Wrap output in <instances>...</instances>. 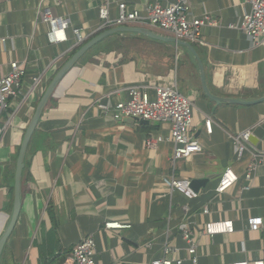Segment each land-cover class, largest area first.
Returning <instances> with one entry per match:
<instances>
[{
	"label": "crops",
	"instance_id": "obj_1",
	"mask_svg": "<svg viewBox=\"0 0 264 264\" xmlns=\"http://www.w3.org/2000/svg\"><path fill=\"white\" fill-rule=\"evenodd\" d=\"M155 0H0V77L16 61L26 69L22 104H12L0 119L10 126L0 139V239L14 207L17 159L35 109L59 70L79 48L75 29L89 40L101 24L99 9L110 3L143 9ZM163 4L180 0H160ZM193 17L205 14L218 26L202 28L201 56L210 91L221 98L254 101L264 97V44L254 46L238 27L250 6L244 0H188ZM68 22L65 40L51 43L41 11ZM234 25V28H229ZM163 35L149 25L138 26ZM92 36V37H91ZM115 36V35H114ZM128 50L95 54L79 62L61 81L31 140L23 175L18 224L1 264H61L83 238L93 236L97 264H152L164 258L167 244L188 261L180 235L189 227L199 241L198 264H236L262 259L264 249V102L217 104L202 91L198 65L184 48L143 35H131ZM88 40V41H89ZM169 49L174 58H169ZM148 76L177 83L194 101L193 136L202 151L173 167L171 142L148 149L149 136L169 137L170 123L115 121L98 103L127 102L128 89L147 85ZM34 78L40 82L35 86ZM33 91V93H32ZM152 99L155 92L148 90ZM32 93V94H31ZM212 121V133L206 122ZM251 132L250 148L238 160L234 137ZM257 163L251 180L247 166ZM237 181L224 193L216 189L228 170ZM189 179L194 200L171 192L165 180ZM195 181H205L196 183ZM189 209L186 215L184 208ZM207 207L209 214H204ZM262 219L257 231L252 219ZM231 221L233 233L202 235L209 222ZM106 223L126 228L107 230Z\"/></svg>",
	"mask_w": 264,
	"mask_h": 264
},
{
	"label": "built area",
	"instance_id": "obj_2",
	"mask_svg": "<svg viewBox=\"0 0 264 264\" xmlns=\"http://www.w3.org/2000/svg\"><path fill=\"white\" fill-rule=\"evenodd\" d=\"M245 5L250 6L249 11H245L242 22L238 27L249 37L254 46L264 44V0H244ZM118 16L111 17L110 3H106L99 9V19L101 21L98 29L92 36L101 32L118 27H138L149 25L159 30L164 36L173 37L178 40L191 43L193 45L201 44L202 28L204 26H218L217 21L211 15L205 14L202 18L193 17L188 0H180L177 3L163 4L160 0L148 3L143 9L130 7L127 3L118 4ZM40 18L49 23L51 29L48 38L51 43H61L65 40V30L68 28V22L61 18L53 17L50 11H41ZM230 25L229 28H234ZM74 36L77 48L84 45L89 38H84L82 30L75 29ZM91 36V37H92ZM27 72L22 64L12 61L8 74L0 77V119L4 113L10 111L11 105L22 104V81ZM147 85H136L128 89L129 100L127 102H118L116 104L98 103L100 109L105 115L111 116L115 121L134 120L136 122L148 121L156 123H170L171 132L169 137L149 136L146 140L148 149H154L159 144L171 142L174 145L172 156L173 167H176L178 161L188 159L195 153L202 151L201 143L194 138L193 134V111L194 101L191 97L182 94L177 83L170 77L148 76ZM34 85L39 82V78H34ZM155 92V98L152 99L148 90ZM33 93V91H32ZM31 93V94H32ZM10 121H6L0 126V139L6 135ZM208 133H212V121L206 122ZM251 132L234 137L235 152L238 160H243L246 153H252L250 146ZM257 163L250 162L247 166L246 179L251 180L257 170ZM237 176L228 169L221 177L216 189L217 194L224 193L236 181ZM169 191L184 194L188 199L194 200L199 197V193L192 187L189 179L171 177L165 180ZM185 214H189V209L184 208ZM204 214H209V209H203ZM262 227V219L255 218L250 220L249 229L257 231ZM107 230H121L126 226L120 223H106ZM234 225L231 221L209 222L201 230L202 235L216 236L226 233H233ZM180 235L187 243L188 261L191 264H198L199 241L194 232L186 226H183ZM178 250L169 244L164 248V258L154 261L152 264H184L185 260L178 258ZM96 242L93 236L83 238L76 244L69 255L66 256L61 264H97L96 263ZM236 264H264V249L262 259L249 262H239Z\"/></svg>",
	"mask_w": 264,
	"mask_h": 264
},
{
	"label": "water",
	"instance_id": "obj_3",
	"mask_svg": "<svg viewBox=\"0 0 264 264\" xmlns=\"http://www.w3.org/2000/svg\"><path fill=\"white\" fill-rule=\"evenodd\" d=\"M138 34L146 36L150 39L161 41L163 43L173 44L177 47H181L184 49H188L190 53L193 55L197 65L198 70L200 74V81H201V88L203 93L212 101H214L217 104H232V105H240V106H251L255 104H259L264 102V97L260 98L258 100L254 101H239L236 99H226L221 98L216 95H214L207 84V77H206V71L205 66L203 63V60L201 56L199 55V52L195 45L184 42L181 40H178L173 37H167L158 33H155L153 31L139 28V27H118L106 30L104 32L99 33L98 35L92 37L89 41H87L84 45H82L69 59L68 61L63 65V67L59 70V72L56 74L54 79L49 84L47 90L45 91L43 97L41 98L40 102L38 103L34 115L29 123L28 129L24 135L20 152L17 159V168H16V174H15V184H14V207L12 216L10 219L9 226L7 230L5 231L4 235L0 239V264L1 259L4 255V252L7 248V245L9 243L10 238L12 237L14 230L18 224L20 214L22 211V202H23V175L26 167V157L28 153V149L31 143V140L35 134V131L39 125V122L47 108V105L61 83V81L66 77V75L80 62V60L93 48H95L98 44H100L105 39L112 37L117 34ZM142 124H148V121H142ZM203 183L205 181H195L193 182V186L196 183Z\"/></svg>",
	"mask_w": 264,
	"mask_h": 264
},
{
	"label": "trees",
	"instance_id": "obj_4",
	"mask_svg": "<svg viewBox=\"0 0 264 264\" xmlns=\"http://www.w3.org/2000/svg\"><path fill=\"white\" fill-rule=\"evenodd\" d=\"M131 35H133V34H130V33L117 34L115 36H112V37L105 39L100 44H98L95 48H93L90 52H88L80 60L81 64L88 62L93 56H95V54H110L112 52H117L119 50L120 51L121 50H128L125 43L127 42V40L132 38ZM134 35H138V34H134ZM166 50H167V55L169 56V58H174L171 51L169 49H166ZM184 51L192 57V54L190 53V51L188 49H184ZM23 186H24V184H23Z\"/></svg>",
	"mask_w": 264,
	"mask_h": 264
},
{
	"label": "clouds",
	"instance_id": "obj_5",
	"mask_svg": "<svg viewBox=\"0 0 264 264\" xmlns=\"http://www.w3.org/2000/svg\"><path fill=\"white\" fill-rule=\"evenodd\" d=\"M80 48V47H79Z\"/></svg>",
	"mask_w": 264,
	"mask_h": 264
}]
</instances>
